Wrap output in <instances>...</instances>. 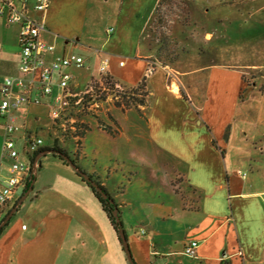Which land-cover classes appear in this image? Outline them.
<instances>
[{"label": "crops", "instance_id": "1", "mask_svg": "<svg viewBox=\"0 0 264 264\" xmlns=\"http://www.w3.org/2000/svg\"><path fill=\"white\" fill-rule=\"evenodd\" d=\"M142 2L121 0L116 7L117 0H50L44 16L32 14L45 26L41 39L54 47L44 56L47 63L70 54L85 60L84 70H66L73 77L72 94L100 79L104 59L109 62L105 75L122 89L146 78V107L123 111L107 100V110H99L96 118L111 129L106 114L119 120L116 111L121 110L124 121L133 119L114 130L128 138L126 161L140 166L128 181L129 197L120 201L135 235L128 234L133 259L136 264H264V190L255 189L249 173L235 170L229 159L232 147L264 142V129L242 124L245 113L249 121L253 118L246 105L258 98L254 87L246 85L243 68L217 63L185 71L142 50L155 30ZM129 46L131 53L126 52ZM19 54L18 26L0 19V84L20 76ZM59 93L55 86L41 105L12 110L16 146L30 132L31 120L40 122ZM3 141L0 127V180L8 175ZM58 141L43 148L59 147ZM250 163L256 164L252 172H262L260 161ZM67 166L57 160L40 164L32 176L33 191L0 234V264H129L101 204ZM25 187L0 210V223ZM29 199L25 224L17 213ZM191 241L199 243L194 258L185 254Z\"/></svg>", "mask_w": 264, "mask_h": 264}, {"label": "rangeland", "instance_id": "2", "mask_svg": "<svg viewBox=\"0 0 264 264\" xmlns=\"http://www.w3.org/2000/svg\"><path fill=\"white\" fill-rule=\"evenodd\" d=\"M120 1L117 0L116 7L119 6ZM141 5L143 14L147 18L154 16L151 20L148 18V23L152 24L154 21L155 30L151 33L152 38L142 43L140 48L153 56L160 55L161 61L178 66L185 71L217 63L243 68L244 70L240 72L245 76L246 85L250 84L254 87V94L258 98H252L246 105L247 110L251 108L253 118L249 121V116L244 112L242 124L247 126L252 122L253 124H250L258 125L263 130L264 0H143ZM151 27L149 25L148 31L150 32ZM208 34H211L210 38H207ZM131 51V46H129L126 52L131 53ZM253 67L258 69L254 70ZM85 101L84 99L82 103ZM81 104L64 107L66 111L63 113V115L66 114L65 118L70 119L71 122L77 120L89 125L88 122L91 119L92 127L90 125L91 129L86 132L80 146L77 145L78 141L72 137L75 130L71 128L79 125L66 122L65 131L59 130L55 125L51 126L52 121L48 108L44 109L40 122L31 120L28 127L29 133L42 139L44 146L58 138L59 148L66 151L72 160L79 159V165L77 164L79 168L92 176L94 180L96 176L92 173L99 175L100 182L107 185L105 189L119 205L121 221L128 239V234H133L132 227H129L132 222L124 215L122 216L124 211H122L120 201L129 197L128 181L134 178L133 175L136 169H140V166L124 158L125 146L128 143L127 136L119 132L110 133L103 129L96 119L98 111L107 110V105L100 104L97 107L90 101L88 104H92L91 107L82 111ZM133 113L140 116L135 110ZM116 116L119 120L113 113L105 115L107 122L112 126V131L117 129L116 125L123 124L128 127L133 121V119L129 122L124 121V112L121 110L116 111ZM24 147V142H20L17 146L23 158L28 160ZM229 151L231 152L229 154L231 167L235 170L241 169L245 174L249 173L255 189L264 190V142L256 146L249 144L245 148L232 147ZM250 159L261 162L262 172L260 174L251 171V166L256 164L250 163ZM47 160L59 161L52 154H48L41 156L40 164L44 163V166H48V162L51 161ZM69 170L73 175L82 179V176L72 167L69 166ZM117 188L120 189L119 192H116ZM21 196L22 191L19 190L14 202H17ZM116 196L121 198H116ZM30 204L29 199L17 213L18 216L25 219L31 212L28 209Z\"/></svg>", "mask_w": 264, "mask_h": 264}, {"label": "built area", "instance_id": "3", "mask_svg": "<svg viewBox=\"0 0 264 264\" xmlns=\"http://www.w3.org/2000/svg\"><path fill=\"white\" fill-rule=\"evenodd\" d=\"M49 5L50 0H0V19H3L7 25L18 26L20 46L18 67L20 76L6 77L0 84L2 95L0 120H6L5 123L0 121V127L4 130L3 157L8 161V175L0 180V210L13 198L18 188L26 186L27 181L33 176V162L35 161L33 158L44 147L42 139L32 133H27L24 137V150L28 160L23 158L13 136L17 127L12 117V110L22 105H41L42 98L51 96L56 86L60 89V93L54 98L50 118L53 125L62 131L65 129L66 122L78 124L77 127H71L75 130L72 137L78 141L76 134L83 123L77 120L71 122L70 119L65 118L66 114L63 115V113L66 109L64 107H70L72 104L79 105L85 99L86 101L80 106V109L84 111L91 107L92 104H88L90 101L98 107L112 98L108 96L105 100L100 99L106 92L103 88L102 77L105 76L108 60L101 61L100 79L91 80L78 94H72L69 91L73 77L66 70L70 67L83 68V57L70 54L58 57L50 63L44 60V56L52 52L54 47L41 39L45 26L43 22L34 19L32 14L37 13L44 16ZM117 88L124 91L119 86ZM262 200L264 202V193ZM198 248V241H191L185 248V254L194 258Z\"/></svg>", "mask_w": 264, "mask_h": 264}, {"label": "trees", "instance_id": "4", "mask_svg": "<svg viewBox=\"0 0 264 264\" xmlns=\"http://www.w3.org/2000/svg\"><path fill=\"white\" fill-rule=\"evenodd\" d=\"M102 81H103V88H104V90H106V92L103 94V96H101V98H100L101 100H105L108 96H111L112 97L111 103L115 107L121 108L123 111H127L129 109H135L137 111H140L142 108L147 106V100L146 99H147L148 94H147V90H146V78H144L136 87L126 89V90L124 89V91H120L117 88L118 84L109 75L103 76ZM99 124L103 129L108 130L110 133H113V134L115 133V131H112V129L110 127L106 126L100 120H99ZM88 130H90L89 125H86V124L81 125L80 130L76 134L77 137L79 138V140L77 142L78 146L81 145V140L83 139L84 135L86 134V132ZM49 150L59 151V152L64 153V154L69 156V154L66 151L61 150L59 147L54 146L53 148H42L34 156L33 160H35L36 156H38L40 153H42L44 151H49ZM53 156L56 159H58L61 163L67 165L60 156H58V155H53ZM73 161L76 163L75 160H73ZM81 170H83V169H81ZM90 177L93 179L92 176H90ZM33 180H34V178L31 177L27 181L25 191L29 189ZM81 181L83 183H85L91 189L93 195L101 204V207H102L103 211L105 212V214L107 215L112 227L114 228V230H116L117 224H116L113 212L118 207H117V204L115 203V201L112 199L111 195L107 192L105 187L101 186V183L97 179H95L94 181L97 182L101 186V188L103 189V192H105L107 194V199L102 198V196L93 187H91L87 182H85L83 179H81ZM119 215H120V211H119ZM3 230H4V228L0 231V234L2 233Z\"/></svg>", "mask_w": 264, "mask_h": 264}, {"label": "water", "instance_id": "5", "mask_svg": "<svg viewBox=\"0 0 264 264\" xmlns=\"http://www.w3.org/2000/svg\"><path fill=\"white\" fill-rule=\"evenodd\" d=\"M48 154L60 156L64 160V162L68 166L72 167L78 174H80L82 176V179L85 182H87L91 187H93L102 196V198L107 199V194L105 192H103V189L101 188V186L97 182H95L89 175H87L83 170H81L77 166V164L68 155L61 153L59 151L49 150V151H44V152L40 153L35 158V161L33 162V173H34L33 177L36 175L37 170L40 166L39 160H40L41 156H46ZM33 185H34V180L32 181L29 189L21 196V198H19L16 205L3 218V220L0 223V231L7 226L10 219L12 218V216L17 212L18 208L23 204V202L28 197V195L33 191ZM113 215L115 217V221L117 224V229L115 230V232L118 236V240H119L120 244L122 245V248H123V251L126 255L127 261L129 262V264H136L134 259H133V256H132L130 245H129L127 236H126L125 231H124V227H123L120 215H119L118 208H116L114 210Z\"/></svg>", "mask_w": 264, "mask_h": 264}]
</instances>
